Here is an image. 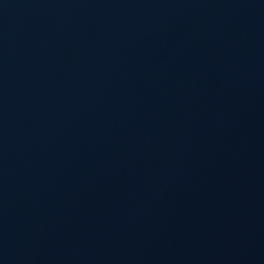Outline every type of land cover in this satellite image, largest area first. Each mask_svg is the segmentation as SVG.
I'll return each instance as SVG.
<instances>
[{
    "label": "water",
    "instance_id": "water-1",
    "mask_svg": "<svg viewBox=\"0 0 264 264\" xmlns=\"http://www.w3.org/2000/svg\"><path fill=\"white\" fill-rule=\"evenodd\" d=\"M0 264H264V0H0Z\"/></svg>",
    "mask_w": 264,
    "mask_h": 264
}]
</instances>
